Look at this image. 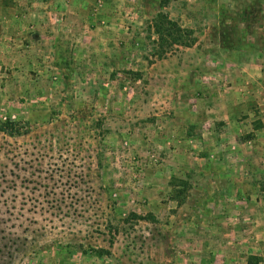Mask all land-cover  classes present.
Listing matches in <instances>:
<instances>
[{
  "label": "rangeland",
  "instance_id": "1",
  "mask_svg": "<svg viewBox=\"0 0 264 264\" xmlns=\"http://www.w3.org/2000/svg\"><path fill=\"white\" fill-rule=\"evenodd\" d=\"M34 1L0 0V264H264L225 179L203 208L179 166L211 98L241 99L255 129L207 135L208 159L258 141L264 74L242 75L264 65V0H57L40 51Z\"/></svg>",
  "mask_w": 264,
  "mask_h": 264
},
{
  "label": "crops",
  "instance_id": "2",
  "mask_svg": "<svg viewBox=\"0 0 264 264\" xmlns=\"http://www.w3.org/2000/svg\"><path fill=\"white\" fill-rule=\"evenodd\" d=\"M63 2L64 5H61V2L59 3V1L57 0H35L33 3V6L35 7V15L32 19V22H34L36 28L39 29L40 38H38V41L36 43L37 47L39 48V51L40 47H43L45 45L41 39L46 36L44 34V31H47L46 27L53 29L49 22V19L50 21H52L53 18L57 17V14H60V12L66 11L67 13L70 10L69 6L65 3V1ZM71 6L72 8L74 7L73 5ZM83 7L84 2L81 6L79 5V7H74L77 17H80V14L83 11ZM9 18L10 19L8 21L10 23H12V21H15V23L17 21L19 24L31 22L28 16H25V18L21 17L19 20H16L15 17ZM56 19V23H59L60 18ZM258 66H260L261 68L252 69ZM245 67L250 68V74L242 75L245 79L251 77L254 80L256 76L260 78L264 74V65L262 64H248L245 65ZM193 76V81H196V74H194ZM197 103L201 104V102ZM237 103L238 104H233L229 97H225L222 100H219V98L215 97L209 100H205V102H203V105H205L204 110H198L194 114L195 118L192 122L194 125L193 130H191L190 127H187V129H189L190 131H194L195 134L191 136H189V134H186V137H184L186 140L184 139L185 141L182 142V144L179 146V150L180 148H182L183 150H180V152H185V155L188 156L191 152V146L189 142L196 140L199 146L198 151L194 152L195 155L198 154V156L195 157L196 162H188V160H186L183 165L179 164V166L187 168V171L191 172L192 176H194L193 172L195 173V176L191 177L192 180L195 181L193 193H195L198 189H201L203 192V201L201 203L197 202L198 206L207 208L209 206V200L212 199V184L222 183L225 179V183H227L226 185L228 186L227 187L225 185V190L228 195L227 197L236 200L229 201V199L226 198V204H231V206L234 208L237 206H240V208L243 209L246 208V211L243 210L244 219H247L251 222V228L254 231H261L264 229V221H260L263 220V218H261V214L262 212H264V189L260 188L261 182H253V176L255 174H263L262 169L264 168V142L260 138L264 134V119H262V128L256 130V136L259 137L258 141L254 143L253 147L247 146L246 143L244 148L242 149V152H239L237 154V158L239 159L238 161H212L207 158V153L211 154L215 148L212 142L210 141L212 138H205H207V135H216L219 132L218 128L222 127L225 132L229 130H234L236 132V130L239 131L240 129L238 124H242V129L248 128L249 130L254 131V125H251L253 121V112L248 109L247 105L245 106L244 104H242L241 99ZM240 107L247 109V112L243 113V115H246V118L241 121L240 119H242V117L240 115L242 112H239ZM214 108H223L225 111L220 118V127L216 125V120L214 119V116L212 114L214 113ZM225 132H222V134H224ZM237 169H239L238 174H236L235 172ZM233 193L235 195H239L238 197L244 201H240L238 198L235 197ZM241 205H243L244 207H241Z\"/></svg>",
  "mask_w": 264,
  "mask_h": 264
},
{
  "label": "trees",
  "instance_id": "3",
  "mask_svg": "<svg viewBox=\"0 0 264 264\" xmlns=\"http://www.w3.org/2000/svg\"><path fill=\"white\" fill-rule=\"evenodd\" d=\"M258 262H259V257H257V256H250L248 258L247 264H259Z\"/></svg>",
  "mask_w": 264,
  "mask_h": 264
}]
</instances>
